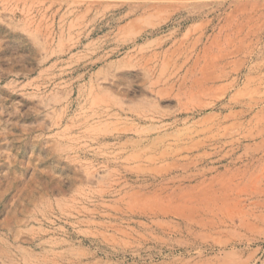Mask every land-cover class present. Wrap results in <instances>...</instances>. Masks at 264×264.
<instances>
[{"label":"rangeland","instance_id":"rangeland-1","mask_svg":"<svg viewBox=\"0 0 264 264\" xmlns=\"http://www.w3.org/2000/svg\"><path fill=\"white\" fill-rule=\"evenodd\" d=\"M0 264H264V0H0Z\"/></svg>","mask_w":264,"mask_h":264}]
</instances>
